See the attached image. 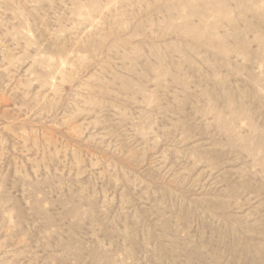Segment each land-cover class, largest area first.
Segmentation results:
<instances>
[{
	"label": "rangeland",
	"instance_id": "1",
	"mask_svg": "<svg viewBox=\"0 0 264 264\" xmlns=\"http://www.w3.org/2000/svg\"><path fill=\"white\" fill-rule=\"evenodd\" d=\"M0 264H264V0H0Z\"/></svg>",
	"mask_w": 264,
	"mask_h": 264
},
{
	"label": "bare ground",
	"instance_id": "2",
	"mask_svg": "<svg viewBox=\"0 0 264 264\" xmlns=\"http://www.w3.org/2000/svg\"><path fill=\"white\" fill-rule=\"evenodd\" d=\"M223 201V200H222ZM226 212V211H225ZM237 217V216H236ZM211 228V227H210ZM218 230V229H217ZM217 232V231H216ZM201 244V243H200ZM220 249V248H219ZM240 251V250H239ZM235 252V251H234ZM183 256V255H182ZM206 258V257H205Z\"/></svg>",
	"mask_w": 264,
	"mask_h": 264
}]
</instances>
